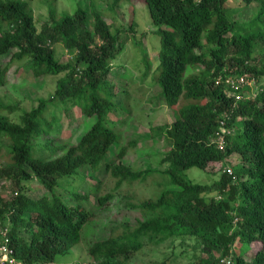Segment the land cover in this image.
<instances>
[{"label": "trees", "instance_id": "1", "mask_svg": "<svg viewBox=\"0 0 264 264\" xmlns=\"http://www.w3.org/2000/svg\"><path fill=\"white\" fill-rule=\"evenodd\" d=\"M35 1L0 0V88L9 83L11 66L25 61L37 81L62 76L53 95L38 99L20 122L6 114L18 107L0 102V158L5 160L0 178L15 189L12 199L0 195V240L6 233L14 264H60L86 239L91 240V264H170L138 259L147 249L191 239L210 255L193 264H226V259L264 264V88L244 95L247 85L233 89L226 83L245 77L257 84L264 78V0H143L161 51L154 71L144 53L140 82L144 85L152 74L170 109L181 101L195 103L182 106L171 124L152 129L171 148L160 169L139 172L122 163L134 141L121 143L118 161L107 163L118 141L110 116L124 111L131 98L132 82L121 87L110 78L114 60L125 49L122 31H112L95 1L90 3L91 28L88 10L60 13L57 0H39L48 4L49 13L39 30L30 5ZM123 1L109 0L108 10L116 11ZM233 2L242 4L241 10L258 7L251 20L235 21L228 7ZM59 41L71 56L67 63L56 58ZM120 93L125 103L119 107ZM70 107L80 110L85 123L63 139L62 112ZM223 123L232 133L221 150L216 134ZM230 158H237V165L231 167ZM104 165L115 190L100 195L102 183L89 184ZM193 168L208 174L216 168L214 174L221 176L219 193L210 201L205 196L210 185L187 177ZM32 181L50 195L31 198L27 183ZM148 181L159 190L153 197H124L128 209L142 214L137 225L119 222L96 234L91 196L103 208L124 185Z\"/></svg>", "mask_w": 264, "mask_h": 264}, {"label": "rangeland", "instance_id": "2", "mask_svg": "<svg viewBox=\"0 0 264 264\" xmlns=\"http://www.w3.org/2000/svg\"><path fill=\"white\" fill-rule=\"evenodd\" d=\"M92 1L98 4L99 10L106 11L104 17L111 26L112 31H122L121 37L125 39L124 52L114 60L110 78L114 83L120 84L121 87H124L127 83L126 86L128 88V85L132 82L129 88L131 93L130 102L123 107L124 111H126L131 106L133 108L132 112L126 113L121 109L114 111L110 116V125H116L113 128L118 136V141L112 147L107 163L111 164L118 161L121 143L127 145L134 141L136 142V147L130 150L127 158L122 163L137 172L146 169H160L162 167L160 161L163 155L170 151L171 146L164 136L155 138L152 129L171 124L178 117L177 112L182 106L195 102L181 101L176 108L170 109L165 104L160 88L154 83L152 74L145 80L144 85L140 82L146 72L144 53L147 52L149 62L152 64V70L154 71L158 65L157 57L161 51V38L155 33L157 28L153 25L150 12L143 0H124L114 12L108 10L109 0H57V7L60 13L68 12L73 14L78 7L88 10L90 13V3ZM30 5L37 27L41 30L42 26L49 21L48 4L45 1L37 0L31 2ZM242 6V4L235 2L228 4L229 9H231V16L235 21L245 22L251 20L258 4H253L244 10L240 9ZM89 23L92 28L91 13L89 14ZM132 24L134 25V32L130 31ZM54 48L56 58L61 63L70 61L71 56L62 42H57ZM257 57L260 58L261 55L257 54ZM261 64L259 63V65ZM61 77L48 76L41 81H37L30 73V62L25 61L13 64L9 83L0 88V102L18 107V111L13 114H6L12 120L20 122V116L23 112L31 111L38 106V99H47L53 95L56 83ZM260 86L264 88V78L256 85H249L241 89V91H243L244 95L256 94L260 90ZM115 103L119 107L123 105L125 96L120 93L116 97ZM84 123L85 119L78 108L70 107L68 111H63L60 126L62 128L61 137L68 139L72 131L84 125ZM5 152L6 150L4 149L3 153L5 154ZM229 162V165L234 167V165H237L238 160L237 158H230ZM3 165H5V160L0 158V167ZM215 169L210 171V174L198 168H193L186 172L189 179L200 184L210 185V189L205 195L208 201L219 193L216 183H219L221 176L214 174L216 172ZM100 183H102L100 195H106L115 190V180L105 173V165L102 166L100 172L95 174V180H92L89 185L94 186ZM27 187L30 189L29 195L33 199L50 195L36 181L27 183ZM155 187L150 181L136 183L133 186L124 185L121 190L115 191V199L103 208H99L98 198L92 195L89 206L96 212L95 224L92 226L96 230V234L100 229L108 230L119 222H126L131 226L137 225L138 221L142 219V214L128 209L124 197L128 194L136 200L148 199L158 193L159 190L155 189ZM0 195L6 200L12 199L15 195L14 187L1 178ZM101 236H104V234H99V237ZM90 241L86 239L83 244L72 250L70 255L60 264H91L92 259L88 253V243ZM259 249L260 246H257L254 251L250 250L247 258L250 259ZM213 254L216 258L220 257V252L215 251ZM206 258H210V255L203 254L195 240L191 239L188 241L177 240L159 248L147 249L139 256L138 262L193 264Z\"/></svg>", "mask_w": 264, "mask_h": 264}, {"label": "built area", "instance_id": "3", "mask_svg": "<svg viewBox=\"0 0 264 264\" xmlns=\"http://www.w3.org/2000/svg\"><path fill=\"white\" fill-rule=\"evenodd\" d=\"M226 83L230 85L233 89H238L237 84L239 86H243V85L252 86V84H256L253 82L248 83L245 77L239 80L228 79ZM236 99H241V96L237 95ZM230 133H232V130L228 129L227 126H225V124L223 123L220 128V131L217 132L216 134V143L218 144L221 150H223L225 147V136ZM228 173L230 175L233 174L231 168L228 169ZM8 243H9V239L6 233H3V238L1 239V245H0L1 264H7V263L14 264V260L11 258V254L13 253V251L8 247ZM226 264H232V261L230 259L229 260L226 259Z\"/></svg>", "mask_w": 264, "mask_h": 264}]
</instances>
